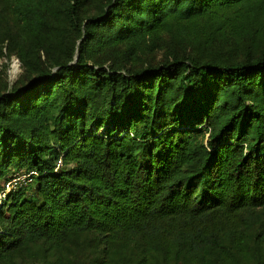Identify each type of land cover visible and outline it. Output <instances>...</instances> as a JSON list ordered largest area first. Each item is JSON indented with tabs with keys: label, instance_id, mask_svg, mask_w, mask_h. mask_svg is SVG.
<instances>
[{
	"label": "trees",
	"instance_id": "trees-1",
	"mask_svg": "<svg viewBox=\"0 0 264 264\" xmlns=\"http://www.w3.org/2000/svg\"><path fill=\"white\" fill-rule=\"evenodd\" d=\"M3 1L28 77L0 92V191L36 175L0 199V264L87 235L119 264H264V0ZM164 35L182 51L145 64Z\"/></svg>",
	"mask_w": 264,
	"mask_h": 264
},
{
	"label": "rangeland",
	"instance_id": "rangeland-1",
	"mask_svg": "<svg viewBox=\"0 0 264 264\" xmlns=\"http://www.w3.org/2000/svg\"><path fill=\"white\" fill-rule=\"evenodd\" d=\"M0 23V29L4 32L3 37L6 38L2 44V54H0V92H8L16 84L25 82L28 74L24 72L15 54L7 55V44L15 35L18 26L3 0H0ZM181 51L182 48L178 44H175L168 35H164L155 51L145 57V64L163 62V58L171 52L180 53ZM128 254L118 248L105 246L103 240L100 241L93 235H87L81 237L68 250L50 254L48 258L62 264H119ZM28 260L27 255H22L16 258L15 264H29Z\"/></svg>",
	"mask_w": 264,
	"mask_h": 264
},
{
	"label": "built area",
	"instance_id": "built-area-1",
	"mask_svg": "<svg viewBox=\"0 0 264 264\" xmlns=\"http://www.w3.org/2000/svg\"><path fill=\"white\" fill-rule=\"evenodd\" d=\"M59 165L60 161H58L57 163V166ZM35 175V170H30L27 172H17L12 174V176H10V178L4 183L3 188L0 191V199H4L6 193L19 189L20 187L30 183Z\"/></svg>",
	"mask_w": 264,
	"mask_h": 264
},
{
	"label": "bare ground",
	"instance_id": "bare-ground-1",
	"mask_svg": "<svg viewBox=\"0 0 264 264\" xmlns=\"http://www.w3.org/2000/svg\"><path fill=\"white\" fill-rule=\"evenodd\" d=\"M16 67V65L14 64V68Z\"/></svg>",
	"mask_w": 264,
	"mask_h": 264
}]
</instances>
